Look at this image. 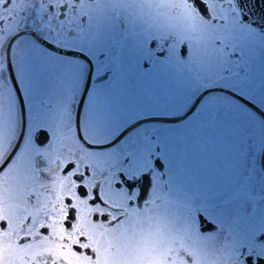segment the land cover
<instances>
[{"label": "flooded vegetation", "instance_id": "1", "mask_svg": "<svg viewBox=\"0 0 264 264\" xmlns=\"http://www.w3.org/2000/svg\"><path fill=\"white\" fill-rule=\"evenodd\" d=\"M62 3L68 11L58 19ZM205 3L210 17L193 0H79L74 6L73 0H0V221L6 224L0 264H247L248 255L258 264L264 258V192L253 191L251 160L235 159L237 151H252L251 133L214 144L222 129L202 126L203 117L193 128L196 140L188 130L211 94L208 105L218 119L227 117L232 101L258 116L250 102L264 123V0ZM193 52L201 63L198 79H207L193 96L201 95L194 110L181 120H146L188 111L157 109L155 96L158 88L169 99L174 90L186 99ZM112 67L122 69L121 78L112 79ZM126 67L163 70L166 79L158 87L130 80ZM140 86L145 94L134 95ZM125 101L144 113L121 127ZM160 105L168 109L170 102ZM39 130L50 134L44 145L35 143ZM69 164L74 167L65 172ZM262 166L264 158V176ZM120 172L149 176L143 203L133 199L138 189L116 187ZM237 191L238 201L230 202ZM94 194L102 203L93 202ZM222 194L228 197L223 218L187 206L192 195L204 201ZM242 213L245 231L238 235Z\"/></svg>", "mask_w": 264, "mask_h": 264}, {"label": "rangeland", "instance_id": "2", "mask_svg": "<svg viewBox=\"0 0 264 264\" xmlns=\"http://www.w3.org/2000/svg\"><path fill=\"white\" fill-rule=\"evenodd\" d=\"M193 54V55H192ZM189 55L188 57V63H189V69H188V80H189V88H188V95L186 99H182L179 95V93L174 90L173 96L171 99L167 98L166 96H163L159 93L157 88V94L155 96L156 102H157V109H162V111H172V112H181L186 111L188 107L193 103L194 98L193 96L197 94L200 88L201 81L206 82L207 79H198L197 75H200V67L201 64L198 61V56L194 54V52ZM207 57L204 58L206 60ZM78 71H81L83 67L80 65L77 66ZM115 69V74L112 77V79H119L122 76V69L120 67H112ZM199 69V70H198ZM125 72L128 76H130V80L132 79H140V80H149V81H155L156 86L158 87L160 85V82L166 79L165 77V71H155L153 68L145 69L144 67H129L125 68ZM139 72V74H138ZM80 73V72H78ZM175 74V73H172ZM171 74V75H172ZM201 80V81H200ZM209 83V82H208ZM137 90H142L145 94V88L143 86H140L139 89H135V94ZM214 94H211L210 97L204 100L202 103L201 109L195 110V112L191 115L189 118V139L190 140H196L197 134L196 131L193 128H197L201 126L202 119L204 118L202 126H205L206 128L216 129L221 128L222 131L220 132L221 135H215L216 142L214 144L219 143H228V137L234 136L236 138L241 137V134L243 136L245 135L246 131L251 133L252 137V151L251 152H240L237 151V157L235 159H244V160H251L253 164L254 169V179H253V191L254 193L257 192H264V176H262V173L260 171L259 167V160L262 153V146L264 143V123L263 121L253 112H251L249 109H246L243 105H241L238 102L232 101L230 102L229 99H227V102H230V104L226 103V115L227 117H223L218 119V115L213 114L212 110L210 109L209 105L211 103V99ZM135 100V99H134ZM131 102V101H130ZM135 102V101H134ZM170 102V107L164 108L160 103ZM132 103V102H131ZM124 108H121V113L125 115V118L122 121L121 127L125 125V123L134 121L135 118L140 116L144 113L143 107H138V105L134 104V107L131 109L128 108L127 102L125 101V105H123ZM164 108V109H163ZM201 114H204L203 116ZM229 115V118H228ZM228 125H225L223 121ZM226 128V130H223ZM115 132H111L109 134V137L113 136ZM215 134H218L215 132ZM223 134H226L225 136ZM228 135V136H227ZM227 138V140H226ZM162 142L165 144V136L162 134L161 136ZM163 152L165 150V146H162ZM190 154H196V151H193ZM242 155V156H241ZM221 159L223 158V155L220 154ZM117 159L118 157L115 156ZM256 174H258V177H256ZM236 199L231 200L230 202L236 201L240 195L239 191L235 193ZM228 197H225V194H222L221 196L214 199L213 197H206L204 201H200L198 199H195V195L192 197L190 196L187 200V206L188 208H194V209H202L201 207H204L205 213L208 214L212 218H223L224 216V209L225 207L222 205L224 201ZM233 198V195L232 197ZM238 201V200H237ZM177 202V201H176ZM219 202L218 207L216 206V203ZM232 204V203H231ZM203 210V209H202ZM204 211V210H203ZM244 213L238 214L237 216V230L236 233L238 235H242L245 231V222H244ZM245 238V235L243 236H237V240L239 242H243Z\"/></svg>", "mask_w": 264, "mask_h": 264}, {"label": "snow or ice", "instance_id": "3", "mask_svg": "<svg viewBox=\"0 0 264 264\" xmlns=\"http://www.w3.org/2000/svg\"><path fill=\"white\" fill-rule=\"evenodd\" d=\"M79 0H73V6L78 3ZM195 8L204 16L210 17V12L208 5L205 3V0H193ZM49 11H54L55 10V5L49 4L48 5ZM68 11V8L65 4H60V12L58 14V19H63L64 16L66 15ZM0 25H2V22H0ZM48 47H52L51 44L48 45ZM9 71L11 73L10 79L12 80V83L14 85L17 84L16 79H15V73L12 70L11 66H9ZM16 91L19 94V87L17 85ZM23 139V135H21L20 140ZM50 140V134L46 130H39L35 136V143L37 145H44ZM20 143L19 140L16 145V151L19 150ZM14 158V156H13ZM126 160L130 159L129 157L125 158ZM74 165L69 164L65 167L64 171L65 172H70ZM5 165H0V173L4 171ZM77 180H82L83 178L80 176L75 177ZM149 176L147 174L137 176V177H130L129 175L125 174L124 172H120L118 175V181L116 183V187L120 188L123 186L129 193H132L134 190H139V196L138 197H133L135 200H139L141 203L144 201V194L147 189L148 183H149ZM79 192L82 196L87 195V191L84 187L79 188ZM93 202L94 203H102L100 201L99 195L94 194L93 196ZM100 219H102L105 222L109 221V217L107 215H101ZM6 227V224L3 221H0V229H4ZM44 234H47L46 230H42ZM261 240H264V236L260 237ZM73 250L77 253H80L82 251L81 247L79 245H74ZM83 252L85 255L94 257L95 253L91 249H83ZM247 264H253V257L251 255L247 256ZM258 264H264V258H261L258 261Z\"/></svg>", "mask_w": 264, "mask_h": 264}, {"label": "water", "instance_id": "4", "mask_svg": "<svg viewBox=\"0 0 264 264\" xmlns=\"http://www.w3.org/2000/svg\"><path fill=\"white\" fill-rule=\"evenodd\" d=\"M210 90H216V88H212ZM201 96V95H200ZM198 103V98H196V100L192 103V105L190 106V108L188 109V111L186 113H183L181 115L178 116H174V117H162V116H152L150 118H147L146 120H151V121H157V122H166L168 120H181L182 118H184L189 112H192L194 110V108L196 107ZM246 104L248 106H250L252 109H254L256 112H258L260 114V109H258L255 105L251 104L250 102H246ZM118 138V137H117ZM116 138V139H117ZM264 158V152L261 154L260 156V161L263 160ZM264 169V166H262Z\"/></svg>", "mask_w": 264, "mask_h": 264}, {"label": "bare ground", "instance_id": "5", "mask_svg": "<svg viewBox=\"0 0 264 264\" xmlns=\"http://www.w3.org/2000/svg\"><path fill=\"white\" fill-rule=\"evenodd\" d=\"M199 98L201 99V96L198 97V100H200ZM258 116H259V117H262V116L259 115V114H258ZM131 125L133 126V124H131ZM129 127H130V125H129ZM160 169H162V167H160Z\"/></svg>", "mask_w": 264, "mask_h": 264}]
</instances>
